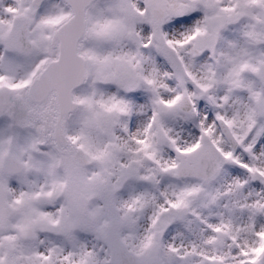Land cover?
<instances>
[{
	"label": "rangeland",
	"instance_id": "1",
	"mask_svg": "<svg viewBox=\"0 0 264 264\" xmlns=\"http://www.w3.org/2000/svg\"><path fill=\"white\" fill-rule=\"evenodd\" d=\"M255 1L264 4V0H113L94 6L92 33L96 37L83 48L91 58L90 83L79 99L80 112L72 119L74 123H69L70 137L86 157L67 162L61 184H56L48 169L44 177H38L41 185L27 193L20 178L12 177L2 165L7 155L23 163L33 158L40 133L37 126L23 131L8 117L1 119L0 185L10 183L7 198L12 207H28L25 213L0 223V264H5L9 246L14 252L13 264H109L106 228L113 218L140 264H264V148L233 149L215 117L223 108L206 104L210 103L206 94L216 89L190 84L179 65L181 54L198 62V38H190L192 32L196 30L205 40L198 50H213L215 34L224 23L238 18L243 27L238 25L239 34L234 36L247 38L248 45H241L247 51L237 62L264 61V52L252 47L256 42L249 43L250 36L264 40V21L258 15L264 13ZM150 7L160 13L153 15ZM192 12H197V21L190 29L170 37V30L174 32ZM68 14L60 0H50L39 18L32 14L31 0H0V86L23 92L32 74L50 58L54 25ZM16 17L32 21L29 55L6 47L5 38ZM225 17L229 19L223 21ZM226 45L223 52L229 49ZM149 52L155 69H161L160 84L148 73L145 57ZM234 69L239 77L252 79L253 69L241 71L236 65ZM218 79V75L212 77ZM238 90L233 91L240 95ZM185 94L196 104L193 111L179 107ZM256 99H261L260 93ZM129 101L146 103L140 107L141 115L136 114L144 129L141 134L136 132L137 119L131 117L134 108L122 110ZM249 102L251 109L255 101L249 98ZM259 106L258 101L256 108ZM203 113L207 114L205 122ZM256 113L253 117L249 114L244 123L248 126L252 120L257 129L254 136L263 138L264 115ZM186 130L195 132L196 142L177 139ZM217 133L221 138L215 140ZM118 135L127 139L126 144ZM205 135L214 137L220 147L221 170L208 181L180 178L178 151L196 148ZM240 174L245 178L241 187L233 183ZM24 175L32 179L30 171ZM176 183L184 187L181 194H169L168 184ZM128 184L144 189L142 196L146 193L155 200L145 214L138 201L134 207L120 204L122 194H128ZM224 187L228 191L224 192ZM227 202L240 204L241 209H232L231 214L241 230L235 229L224 211L218 212ZM143 229L148 235L146 245L137 239ZM248 233L260 234L252 252L239 247L250 243L243 235Z\"/></svg>",
	"mask_w": 264,
	"mask_h": 264
},
{
	"label": "water",
	"instance_id": "2",
	"mask_svg": "<svg viewBox=\"0 0 264 264\" xmlns=\"http://www.w3.org/2000/svg\"><path fill=\"white\" fill-rule=\"evenodd\" d=\"M48 1L31 0L34 14L37 15ZM61 1L64 2L70 13L57 22L53 28L49 41L50 58L44 63L41 70L33 75L31 82L24 86V100L27 104L25 111L27 112L21 125L26 128H33L36 123L40 122L39 132L43 137L42 145H53L65 160L66 157L76 158L79 154L81 155L78 147H76V142L69 137L68 124L74 116L77 117L81 107L78 100L90 83L89 81L87 84L89 77H91V58L83 54L82 50L85 43L89 40L88 43H91V37H96L92 33L94 5L112 0ZM46 5L39 12L38 18L42 15ZM151 8L153 15L159 13L155 8ZM155 19L157 20L158 17L155 16ZM31 27L32 21L29 19L17 17L14 20L13 28L5 39L6 46L10 51L21 52L25 55L31 53L33 49L30 40ZM54 51L55 55H53ZM14 92L15 90L11 87H0V118L9 115L10 120H17L18 117L23 115L21 102L24 103V101L15 97ZM76 92L77 95L75 96ZM17 94L20 95L19 92ZM191 108V106L187 108V112H190ZM70 123H74L73 120ZM1 126L3 124L0 120ZM82 153L83 157H86V153ZM186 154L191 159H184L183 156ZM179 158L181 163L178 166V175L181 178L192 177L208 181L219 170L217 147L208 137L203 140V144L196 150L189 153H180ZM192 159L195 162L193 165L190 164ZM75 161L77 162V159ZM4 166L13 175L24 170L23 163L12 155L5 158ZM26 210L27 205L15 209L10 208L5 198V190L0 186L1 223H5L9 216L26 212ZM32 233L30 232L27 236L31 237ZM121 234L122 230L119 223L116 218H113L112 222L107 225L106 235L107 245L112 251V264H140L139 258L129 249ZM117 254L120 255L119 260L116 258ZM12 255V248L9 247L5 264H13L11 262Z\"/></svg>",
	"mask_w": 264,
	"mask_h": 264
},
{
	"label": "bare ground",
	"instance_id": "3",
	"mask_svg": "<svg viewBox=\"0 0 264 264\" xmlns=\"http://www.w3.org/2000/svg\"><path fill=\"white\" fill-rule=\"evenodd\" d=\"M220 2H229L230 0H219ZM196 20H192V22L190 21V23H187V24H179L177 27H176V30L173 32L172 30H170L171 32H169V36L170 37H173L174 35H180V34H183L184 31H187L189 30L190 28V24L193 23V22H196ZM192 26V25H191ZM196 32V30L194 32H192L191 34H194ZM242 36V35H240ZM199 38V36H198ZM247 38H243V37H232L228 40V43H227V47L226 48H229L228 50H226V52H224L223 54V59L224 61H221L220 63L224 62L223 65L225 64L226 68H225V71H226V77L225 80L224 79H221V81L223 83H226V86L225 87V96L220 98V100L216 97H213V104L215 105H219L221 108H223V113H218L215 114V117L216 116H222L223 117V114H225L226 116V121H228V124L232 125V123H235L237 125V127L239 128H243V126L245 125L244 123V120L245 119H248L249 117V114H251V109H250V102H249V94L247 95H244V96H237L235 97V93L232 91V89L234 88L233 85H235L238 81H239V78L236 77H230L229 75L231 73L234 72V69L233 67L236 65L238 66L239 68L242 66V65H245V67H249L250 64H246V63H238L237 60H240L242 59V56L246 53V49H243L241 47V45H244L247 44L248 45V41L246 40ZM181 42V41H180ZM202 43H204V38H202V36L198 39V45L201 46ZM55 53V51H54ZM247 61V60H246ZM245 61V62H246ZM192 62L193 61H190V65H192ZM145 63H147V66H148V73H150V77L151 78H156L157 80L159 79V75H160V71L161 69L157 68V70L155 69V62H154V59L152 58V55L150 54H147V56L145 57ZM193 64L195 65V67L193 68L194 70H196L199 74V77L203 80L205 79L206 77H208L212 72H213V65H211V63L207 60V59H204L203 62H193ZM159 84L161 82V80L159 79ZM225 85V84H224ZM224 89V88H223ZM227 91H232L231 93H227ZM15 97H18L21 99H23V94L20 93V95H15ZM239 98V100H235ZM212 102V101H211ZM144 103L145 101H140V103H135V105L133 104V101H129L126 103L125 106H123V111L124 113L126 111H129L130 109H132L131 107H133L134 109L132 110L131 112V117H136V114L137 116L141 115V113L139 112L140 111V107L141 106H144ZM146 104V103H145ZM224 110L226 111V113L224 112ZM203 119H204V122L206 120V113H203ZM210 119V118H209ZM19 121V120H18ZM233 124V125H235ZM208 126V124H206ZM135 128H136V132L141 134V132L144 131L143 127H140V117L137 119V122H136V125H135ZM209 128H213L211 126H209ZM205 132V131H204ZM214 136H215V132L212 133ZM245 135V134H244ZM240 137H242L240 134L238 135ZM118 139H121L123 141L124 144H126V138H121L119 135L117 136ZM177 139L180 141V142H188V141H192L195 140L196 136H195V132L194 131H190V130H186L184 131V133H181V134H178V136H176ZM220 135L219 133H217V136L215 137V140L217 139H220ZM194 142V144H195ZM193 144V145H194ZM252 145H250L249 148H247V150L249 151L250 148H251ZM119 149V147H118ZM164 159H166L167 161L169 160L168 159V155H164ZM40 163L38 161L35 162V165L40 168L41 166L39 165ZM29 168V164L27 166V169ZM26 169V171H27ZM148 167H145V170H147ZM144 171V170H143ZM145 172V171H144ZM245 178L242 174L238 175L234 180H233V183L237 186H240L242 185L241 181H243ZM22 182L24 184H27L28 186L31 187V189L33 190L32 192H34L35 190V187L33 185V183L30 182L29 178L27 176L24 175V177H22ZM189 184V183H187ZM193 184V183H192ZM192 184H189L191 186H193ZM41 185V184H40ZM168 193L171 194V195H176V194H181V190H183V186H181L179 183H176V184H168ZM22 187V185H21ZM24 188V187H23ZM223 189H226L224 190V192L228 191L227 188H223ZM239 189V188H238ZM127 190V191H126ZM126 192L125 193H128L126 196H124L125 194H122V198H121V205H126V207H134L137 203H140V207H139V210H141L142 214H145L146 212V209L147 207H151L155 204V200L152 198V197H146V193L144 196H142L141 193L144 192V189H139V188H133L132 185L128 184L127 185V188H126ZM165 192V189L163 190L162 193ZM130 194V195H129ZM139 196V197H138ZM143 197V198H142ZM139 199V200H138ZM138 201V202H137ZM137 202V203H136ZM125 203V204H124ZM240 204H237V203H233V204H221V208L219 209L218 212L220 211H224L225 212V215L229 218H231V221L233 222V225L235 226V229L236 230H241L242 227H239L238 228V221L236 220V217L235 215H232L231 212L233 211L232 209H235V210H240L241 207H239ZM124 209V208H123ZM217 226V225H216ZM219 229H221L222 227H217ZM145 230H146V226H145ZM144 229L142 230L143 232L141 233V235H138L137 239L140 241L141 244L143 245H146L149 243L148 241V238H146L145 235L146 234V231ZM242 232V231H240ZM260 232V231H259ZM263 233V232H261ZM221 234V233H219ZM249 234V233H248ZM247 237L248 241L250 242L249 245L248 243L245 245V246H239V247H244V250L247 251H250L252 252V249H256L257 248V244H259L258 242V236H260V234H256V235H252L249 234V235H246V234H243ZM263 235V234H262ZM261 235V236H262ZM244 236V237H245ZM148 237V235H147ZM144 241V242H143ZM256 243V244H254ZM252 244H253V247H252ZM116 258H118V260L120 259V255L117 254Z\"/></svg>",
	"mask_w": 264,
	"mask_h": 264
},
{
	"label": "flooded vegetation",
	"instance_id": "4",
	"mask_svg": "<svg viewBox=\"0 0 264 264\" xmlns=\"http://www.w3.org/2000/svg\"><path fill=\"white\" fill-rule=\"evenodd\" d=\"M254 3L256 4V6H259V8L262 9V11L264 13V4L263 3H259L257 1H255ZM190 14L195 16L197 14V12H192ZM190 14H188V15H190ZM188 15H186V17ZM258 15L261 16V19L264 21V14L259 12ZM186 17H184L185 19L183 21V24L190 23L191 20H196L195 18L188 19ZM226 19H229V18L225 17L223 19V21H225ZM244 19H246V18L244 17ZM215 20H217V19H215ZM241 21L242 20H240V18H238L236 20H233V22L231 21L229 23L226 22V23L223 24V28H221V32L215 34V40L213 41L214 43H213V47H212L213 50H204V49L198 50L197 47H199V45L196 46V51H195V56L197 58L196 61L203 62L204 59H207L211 63V65H213V69H212L213 72L208 77H206L205 79L202 80L199 77L198 72L193 69L195 67L193 62H192V65H190V61H192L190 57H187L185 54L184 55H182V54L180 55V56H183L179 60L180 61V64H179L180 68H181L182 72H184V76L187 78V80H188V82L190 84H192V85L196 84V85L201 86V87L206 86V89L210 90V91L212 89H216V91L214 93L211 91V92L206 94V95H210V98H209L210 103H206V104H211V103L213 104V97H216V98H218L220 100V98H222L221 97L222 92H224V96H225L226 92L224 90H225V87L228 86V85H226V83H223L221 81V79L225 80V78L228 77V76L225 75L226 74V71H225L226 66H225V64L223 65L224 62L220 63L221 61H224V59H223V54H224L223 46H224V44L226 45L228 43V40L230 38L234 37L235 34H239V29L240 28H239L238 25L243 27V23L242 24L240 23ZM217 22H221V18L218 19ZM226 29L228 31L225 33V35L223 34V37H221V34ZM197 34L198 33L195 32L193 35L190 36V38L192 37L194 39H197L198 36H199V34H198V36H197ZM250 38L252 39L249 42L251 45H252V41L256 42V45H254L252 47H255V48L259 49L260 51L264 52V40H262L260 38H255L254 39V36H252V37L250 36ZM198 39H197V41H198ZM185 45H186V43H185ZM246 64H250V66L249 67H247V66L245 67V65H242L240 68L238 67V69H240L241 71H245L247 68L253 69V72L251 73L252 74V79H250V80L247 79L246 80V79H244L243 76H241V74H240L241 77H239L238 73L235 74L234 67H233L234 72L231 73L229 76L230 77H234V78H236V77L239 78V81L235 85H233V87L234 88L237 87V90L239 89L238 91L240 92L241 96L249 94L248 96H249V98H251V101L252 102L255 101V105H254V103H252V105H251L252 117L257 114L256 112H259V111L261 113H263V115H264V107H263L264 106V61L258 58V59H256V61L253 64L252 63H246ZM216 75L219 76V79L217 81H213L212 77L214 78ZM204 80H208L210 82L206 83ZM234 88L232 89V91L234 90ZM232 91H230V92L227 91V93H231ZM233 92L235 93V91H233ZM258 93L261 94V99H256V94H258ZM240 95L236 92L234 96L237 97V96H240ZM235 100L237 101V100H239V98H237ZM258 101H259V104H260L259 109L256 108V104H257ZM253 111H255V112H253ZM224 112L226 113L225 110H224ZM219 117L223 118V119H226L225 114H223V117L222 116H219ZM225 122H226V124H228V121L225 120ZM244 122H245V120H244ZM233 124H235V123H232V125L228 124L230 126L232 132L234 134H236L237 136L239 134L242 136V137L238 136L239 140L241 142L240 143V145H241L240 148L244 147V146L249 148L250 145H252L253 150H255V151H259L261 148L262 149L264 148V140H262L258 136H256V137L254 136V133L257 132V129L255 131L256 127L253 124L252 120H251V122L249 123L248 126H246V123H245L243 128H240V127L238 128L236 124L235 125H233ZM213 139H214V137H213ZM227 140L229 141V144L233 148V145L230 143V139L227 138Z\"/></svg>",
	"mask_w": 264,
	"mask_h": 264
}]
</instances>
